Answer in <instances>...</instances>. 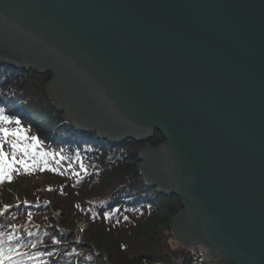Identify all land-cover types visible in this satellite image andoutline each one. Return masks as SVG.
Segmentation results:
<instances>
[{
    "label": "water",
    "instance_id": "95a60500",
    "mask_svg": "<svg viewBox=\"0 0 264 264\" xmlns=\"http://www.w3.org/2000/svg\"><path fill=\"white\" fill-rule=\"evenodd\" d=\"M0 61L51 74L80 130L162 135L140 171L180 197L174 238L264 264V0H0Z\"/></svg>",
    "mask_w": 264,
    "mask_h": 264
},
{
    "label": "trees",
    "instance_id": "16d2710c",
    "mask_svg": "<svg viewBox=\"0 0 264 264\" xmlns=\"http://www.w3.org/2000/svg\"><path fill=\"white\" fill-rule=\"evenodd\" d=\"M50 77L0 61V109L51 154L46 166L37 157L29 172L0 183L8 205L0 239L19 254L14 264H206L171 233L180 197L149 186L140 171L141 151L162 144V135L112 142L78 129L48 92Z\"/></svg>",
    "mask_w": 264,
    "mask_h": 264
},
{
    "label": "snow or ice",
    "instance_id": "6c2138e0",
    "mask_svg": "<svg viewBox=\"0 0 264 264\" xmlns=\"http://www.w3.org/2000/svg\"><path fill=\"white\" fill-rule=\"evenodd\" d=\"M10 124H15L16 127H8ZM6 144L11 149L10 152L5 151ZM38 149H40L38 138L27 135V130L21 127L20 120L10 118L0 109V183L5 180L11 181L13 172L20 170L29 172L36 166L37 157L43 160L46 166L45 158L51 154ZM7 239L11 240L12 237L9 236ZM4 244V239H0V264H14V258L19 254L15 248H6Z\"/></svg>",
    "mask_w": 264,
    "mask_h": 264
},
{
    "label": "rangeland",
    "instance_id": "374dc122",
    "mask_svg": "<svg viewBox=\"0 0 264 264\" xmlns=\"http://www.w3.org/2000/svg\"><path fill=\"white\" fill-rule=\"evenodd\" d=\"M7 203H5V202H3L2 201V197L0 196V214L2 213V212H4L5 211V209L7 208ZM56 215H59V212H57L56 213ZM77 222V227L80 229V230H84L86 227H87V224L84 222V221H81V220H78V221H76ZM172 233V232H171ZM173 235V234H172ZM173 237H174V235H173ZM175 240H176V242H177V244L178 245H182L181 243H179L178 241H177V239L176 238H174ZM183 246H185V247H189V246H186V245H183ZM190 248V247H189ZM199 251H202V253H203V256H204V258H205V260H206V264H209V260H210V256L208 255V253L206 252V250L205 249H201V248H199L198 249Z\"/></svg>",
    "mask_w": 264,
    "mask_h": 264
},
{
    "label": "bare ground",
    "instance_id": "6f19581e",
    "mask_svg": "<svg viewBox=\"0 0 264 264\" xmlns=\"http://www.w3.org/2000/svg\"><path fill=\"white\" fill-rule=\"evenodd\" d=\"M189 247H190V246H189ZM194 248H197V249H198L199 247H194ZM206 252L209 254V252H208L207 250H206ZM209 256H210V255H209Z\"/></svg>",
    "mask_w": 264,
    "mask_h": 264
}]
</instances>
